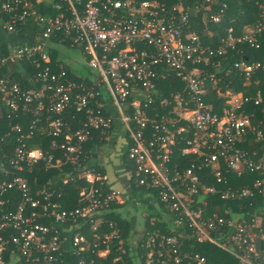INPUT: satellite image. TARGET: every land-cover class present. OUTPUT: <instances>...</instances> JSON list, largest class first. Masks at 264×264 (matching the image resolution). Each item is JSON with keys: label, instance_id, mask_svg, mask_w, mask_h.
Wrapping results in <instances>:
<instances>
[{"label": "built area", "instance_id": "2783aa9c", "mask_svg": "<svg viewBox=\"0 0 264 264\" xmlns=\"http://www.w3.org/2000/svg\"><path fill=\"white\" fill-rule=\"evenodd\" d=\"M214 1L0 0V21L8 31H17L30 16L44 28L36 42L25 41L0 55V67L30 61L38 68L33 87L23 86L11 73L0 78V120L20 108L33 113L29 130L11 125L16 133L7 136L15 143L13 154L0 169L8 172L7 163L17 170L40 160L48 167L59 163L55 150L28 137L42 139L45 132L63 137L50 147L73 159L94 129H124L135 188L146 191L147 198L155 191L162 204L157 213L162 224L153 223L139 237V264H219L185 251L191 238L224 248L239 264H264V152L243 146L264 140V62L245 59V49L238 47L260 46L264 0L254 29L235 35L229 28L226 37L206 42L191 30L192 18L202 14L205 21L220 22L227 3L220 13L210 14ZM56 44L88 58L89 74L76 72L80 80H71L66 61L52 56ZM233 50L246 55L224 76L239 73L256 93L235 91L229 83L224 89L221 77L209 70V64L219 67ZM169 77L184 86L166 94L159 82ZM217 99L221 112L215 109ZM248 105L262 106L263 115ZM69 109L76 112L71 121L63 117ZM44 111L60 116L48 115L43 123ZM73 125L79 126L73 130ZM245 173L254 179L237 186L229 182L230 174ZM86 175L92 184L101 180L93 169ZM87 188L80 191V206L59 209L50 193L34 194L23 176L1 179L0 264H99L109 258L112 264H134L127 260L130 252L117 224L106 220L95 231L90 228L107 216L103 210L111 213L125 202L124 191L110 188L102 195L97 187ZM216 196L218 201L212 199ZM229 200L241 202L231 206Z\"/></svg>", "mask_w": 264, "mask_h": 264}, {"label": "trees", "instance_id": "16d2710c", "mask_svg": "<svg viewBox=\"0 0 264 264\" xmlns=\"http://www.w3.org/2000/svg\"><path fill=\"white\" fill-rule=\"evenodd\" d=\"M168 1L169 3H172L174 0ZM261 1L262 0H215L212 3V8L209 11L210 14L220 13V7L222 3H227V7L223 11L222 20L220 22H213L211 20H209L208 22H204L202 19V14H199L197 17L192 18V29H195V31L200 33L206 42H210L212 39L217 40L222 37H226L229 28L233 29V33L235 35L242 34L243 32L254 29L256 24L260 20L261 10L259 9V4ZM41 5L44 6V4ZM45 5L47 4L45 3ZM41 11L49 13L47 11H44L43 8H41ZM210 30L214 32L213 35H210ZM17 31L24 33L27 37L26 40L29 41V43H34L38 40V38L42 36L44 28L43 26L38 24V21L35 17L30 16L25 23L21 24L17 28ZM258 39L260 42L259 47L250 46L249 44H243L238 46L245 49L244 53H247V55L242 52H235L234 50L229 51L226 57L222 59L219 67L214 66L212 64L208 65L209 70L216 71V75L218 77H221L220 84H222L224 89L229 83V87H231L235 91H241L244 94L256 93L255 86H249L247 84H244V80L239 73H236L232 77H228L224 76V72L226 68L232 66V64L236 60L245 57V55V59L261 60L264 62V31L261 35L258 34ZM51 51H53V58H58L56 56L58 55L57 53L59 51L56 49L54 50V48H52ZM21 63V68L18 67V69H16L15 72L12 73L11 77L19 79L23 86L31 87L33 85L31 79L38 71V68H36L35 64L30 61H23ZM68 73L71 80H80L77 75L78 72L76 73L71 66H68ZM7 74H10L8 64H4L0 67V78L5 77ZM260 77L263 79L260 84V87L264 89V70L263 72L260 71ZM159 86L164 90L166 94H169L175 89H181V86H184V82L169 77L167 80L159 82ZM217 102L215 104V109L221 112L222 100L217 99ZM261 108L262 106L256 105L247 106V109L249 111L255 110L258 116H262ZM21 112V108L20 112H8L0 120V159L6 160L7 162L13 154V148L15 144L13 142L12 136H14L16 132L12 130L11 125L20 123L24 126L25 130L27 131L29 130V126L33 121L32 112H29L25 117L23 116V114L17 115V113ZM75 113L76 112L74 109H69V112L64 113L63 117H65L66 120L71 121ZM48 115H52L53 117L60 116L59 113L44 111L41 115L43 116V123ZM80 116L82 117L83 113H81ZM78 126L73 125V130H76ZM112 129H110L108 132H101L100 130L94 129L92 131L91 137L84 142L83 150L81 153H79V162L73 163L70 159H68L67 162L63 163L60 166L54 165L48 167L42 160H40L31 166L25 163L24 168L22 170L12 169V167L8 166L7 163V169L9 171L5 172V170L0 169V180H13V177L19 174L26 179L34 194H36V192L39 190H43V193L40 195L50 193L51 200L59 204V209L74 208L80 206L83 203V201H81L80 199V191L84 187H89L92 185L98 188L97 194L99 193L105 195L107 191L110 190L109 185H107L106 183L100 184V180H96L95 183L92 184L86 179V177H80L79 174L85 169H93L96 173L100 172L104 174L103 168L97 165L96 160L98 158L99 150L102 149L104 145L106 146V144L109 143L107 138H109ZM8 134L12 136H7ZM54 139L63 140V137L55 138L45 132V134L42 135L40 145H42L45 149H49L50 151L55 150L56 157H59L61 155L62 150L59 148L53 149L50 147V144ZM246 146L248 147V145ZM127 156L128 153L126 152V157ZM184 163H188L187 158L184 160ZM252 179H254V175L249 173H246L242 176H236L235 174L229 175V182H232L231 184L233 185L247 184L248 182H251ZM135 189L143 190L139 188ZM154 197H156L154 199H158V195L155 193V191ZM212 199L218 201L217 196ZM149 200H151V198H148L145 201H147L150 208H154V202H148ZM240 202L241 201L238 202L229 200L227 201V204L231 206H238ZM123 205L124 204H122L121 206ZM254 209V207L249 206L250 211H253ZM107 217L114 220L118 227L121 229V238L123 240V243L126 245L129 240L128 238L130 237V231L133 228L132 221L122 217L114 211L108 214ZM117 242L118 241L116 240L115 244H117ZM184 249L189 253L199 252L200 254L206 256L208 261L211 263L216 262L219 264H239L238 260L234 257L233 254L210 241L199 242L195 238H191L190 241L186 240ZM125 256H127V254ZM111 261V258H109V260L107 261L100 260L99 264H112Z\"/></svg>", "mask_w": 264, "mask_h": 264}, {"label": "rangeland", "instance_id": "374dc122", "mask_svg": "<svg viewBox=\"0 0 264 264\" xmlns=\"http://www.w3.org/2000/svg\"><path fill=\"white\" fill-rule=\"evenodd\" d=\"M203 21L205 22L204 19H203ZM55 47H56L55 49L59 51L57 53L58 55L56 57H58L60 59H64L66 61V63L68 64V66L69 67L71 66L75 72H79V73L85 74V75L89 74L90 67H88V62H89L88 58L84 57L80 53V51H78L74 48H69L67 51L68 53L65 54L63 51V48H61L60 45L56 44ZM57 47H59V48H57ZM69 55H71V57ZM74 61H75V63H74ZM74 64H75V66H74ZM11 72H13V71L11 70ZM16 104H18V103H16ZM16 104H14L13 110H16L18 108V106ZM24 107L27 108L28 106L26 105ZM7 110H8V107H6V111ZM21 111H22L23 116L25 117L28 111H26V113H24L23 109ZM1 116H2V113L0 114V117ZM13 128L17 129V126H14ZM123 131H124V129L121 128V129L117 130L116 132L122 134ZM107 140L109 141V143L106 144V146L107 145L109 147L112 146V142H113L112 136L110 138H107ZM27 141L39 143L41 141V137L40 136L28 137ZM36 145L37 144H35L33 146L35 147ZM106 146L104 145V147H106ZM118 146H119L120 150L124 149L123 142L119 143ZM70 156L72 157V155H70ZM73 157H74L73 159L67 158V157L63 158V156L60 155L59 156V163H56V165L60 166L63 163L67 162L68 159H70L73 163L79 162V159H78L79 156L74 155ZM98 158L99 159H111V158L113 159V154L112 153H105V151L103 149H100L99 153H98ZM3 162L5 163L6 160L0 159V166ZM97 165H99V164L97 163ZM117 170H120V169L116 168V171L114 172L115 174L113 173V175H117V174L119 175L122 172V171H120L119 173H117ZM88 171H90V170H88V169L83 170L82 172H80L79 176L80 177H86V179H87L86 174L88 173ZM97 173L100 174V172H97ZM126 173L129 174L130 181H132L133 179H132V177H130L131 172L126 171ZM125 176H127V175H125ZM133 181L130 183L128 182V187H125L127 190L125 193H123V196H122L123 200L125 201V202L123 201L124 203H122L124 205L123 206L120 205L118 207L114 206V207H112V210H114L116 213H118L122 217L127 218V219L132 221L133 228L130 231V237L128 238L129 240H128L126 245L124 243L123 244H124L127 252H130L127 260H129L131 262L134 261V264H139L138 260H137V255H136L139 253V250L136 247L138 240H139V237L145 229H150L151 226L153 225V223H155L156 226H160L162 224V221L160 220V218L157 214V213H161L162 204H160V202L157 199H154L155 198L154 194L152 192H150V197L155 204L154 208H150L147 201H145L146 199H148L147 198L148 193L146 191L136 190V189L134 191H130V189H132V187L133 188L137 187L134 185ZM84 188H86V190L88 189L87 187H84ZM120 191L122 192L123 190H120ZM152 201L149 200L148 202H152ZM105 211H107V210L102 211V212H104V215L110 214L109 211H107V212H105ZM150 213H153V214H150ZM106 220L112 221L116 224V222L114 220L108 218L107 216H101L100 218H98V220L96 222L92 223L90 228L93 229V231H95L97 228L104 226L103 224H105Z\"/></svg>", "mask_w": 264, "mask_h": 264}, {"label": "crops", "instance_id": "0c3cea01", "mask_svg": "<svg viewBox=\"0 0 264 264\" xmlns=\"http://www.w3.org/2000/svg\"><path fill=\"white\" fill-rule=\"evenodd\" d=\"M203 16V15H202ZM202 19H204L202 17ZM208 22V21H205ZM192 27H193V23H192ZM191 30H195L192 29ZM210 35H213L214 32H212V30L209 31ZM26 35L24 33H21L20 31H15V32H11L8 31L6 29V27L4 26L3 22L0 21V55H7L9 53H11L15 47L18 44H21L26 40ZM203 38V37H202ZM68 50H64V53L67 54ZM71 57V55H69ZM75 63V61H74ZM22 63H15L11 62V65L8 64V68H9V73H14L16 69L21 68ZM75 66V64H74ZM11 70L13 72H11ZM79 73V72H78ZM217 94L214 93L213 97L216 98ZM262 111V108H261ZM263 115V112H262ZM261 117V116H259ZM114 129V130H113ZM111 131V134L109 136V138L112 136V146H106V147H102V149L105 151V153H112L113 154V159H99L97 158V162L104 170V174L102 173H98L102 178H101V182H105L107 185H109L110 188H115L117 190H123L124 193L126 192V188L128 187V182H132L130 181L129 178V174L126 173V171H130L131 172V165L129 164L130 161L128 159V156L126 157V152H127V148L129 146L130 143V138L128 137V135L123 131V133H117L116 131L119 130L120 128L118 127H114ZM116 129V130H115ZM121 135V136H120ZM124 144V149L120 150L119 148V143ZM245 145V146H244ZM243 146L246 149H250V151H252L254 148L259 149L260 153L262 154V152H264V140H258L253 144H244ZM248 145V147L246 146ZM250 147V148H249ZM117 169V173H119L120 171H122L119 175H113V173L116 171ZM115 174V173H114ZM246 174V173H245ZM127 175V176H125ZM236 176H239L237 174H235ZM244 175V174H243ZM242 176V175H240ZM131 177V174H130ZM107 181V182H106ZM232 183V182H231ZM249 183V182H248ZM233 185V184H232ZM237 186V185H234ZM125 188V189H124ZM130 189V188H129ZM135 188L132 187V189H130V191H134ZM152 201V199H151ZM262 206L264 208V204L262 203ZM258 245L261 247L262 246V242L258 241Z\"/></svg>", "mask_w": 264, "mask_h": 264}]
</instances>
